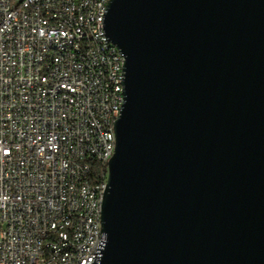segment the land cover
Instances as JSON below:
<instances>
[{"label": "water", "instance_id": "water-1", "mask_svg": "<svg viewBox=\"0 0 264 264\" xmlns=\"http://www.w3.org/2000/svg\"><path fill=\"white\" fill-rule=\"evenodd\" d=\"M125 61L98 264H264V0H111Z\"/></svg>", "mask_w": 264, "mask_h": 264}, {"label": "built area", "instance_id": "built-area-1", "mask_svg": "<svg viewBox=\"0 0 264 264\" xmlns=\"http://www.w3.org/2000/svg\"><path fill=\"white\" fill-rule=\"evenodd\" d=\"M77 1L0 0V264H46L47 250L56 252L53 264H98L102 255L104 180L92 195L91 163L108 169L113 118L125 101V58L108 47L106 0L71 17ZM97 1L103 11H95ZM93 22H101L99 39H92ZM53 44L63 45L60 56H51ZM107 83L115 91L101 98ZM87 118H95L93 130L84 129ZM97 148H106V158H97ZM75 190L95 201L81 233L64 217V210L78 212ZM51 225L70 230L59 248H52Z\"/></svg>", "mask_w": 264, "mask_h": 264}, {"label": "bare ground", "instance_id": "bare-ground-1", "mask_svg": "<svg viewBox=\"0 0 264 264\" xmlns=\"http://www.w3.org/2000/svg\"><path fill=\"white\" fill-rule=\"evenodd\" d=\"M111 0H106V6ZM92 0H79L77 1V7H71V17H79L80 13H86L88 11V5ZM104 1L95 2V11H103ZM78 26H86V19L77 18ZM101 37V22H93L92 27V39H99ZM108 47L117 49L109 40ZM51 56H60L63 53L62 44H53L50 46ZM39 74H46V66H39ZM109 91H115V83H107V91H101V98H109ZM118 118H113V126ZM95 126V118H87L84 120V129L93 130ZM94 141H102V133H94ZM116 139L109 140V151L107 152V159H111L115 153ZM97 158H106V148H97ZM104 164L103 162H100ZM106 165V164H105ZM93 173V172H92ZM108 179V169L105 173L101 174L98 182L93 183L90 180V189H92V195H99V190L102 189L104 180V189H106ZM75 197H77L78 212L73 210H64V217L66 219H73V233H81L85 223H88L89 210L95 208V201H87V193H83V190H75ZM103 203V201H102ZM97 214L99 219L102 220V204H98ZM51 232H55L52 235V248L61 247L64 242V238L70 237V230L58 231V225H51ZM105 245V241H104ZM56 262L55 250H47L46 264H53Z\"/></svg>", "mask_w": 264, "mask_h": 264}, {"label": "trees", "instance_id": "trees-1", "mask_svg": "<svg viewBox=\"0 0 264 264\" xmlns=\"http://www.w3.org/2000/svg\"><path fill=\"white\" fill-rule=\"evenodd\" d=\"M92 182H98L99 178L101 177L102 173L106 172V165L100 162H92Z\"/></svg>", "mask_w": 264, "mask_h": 264}]
</instances>
